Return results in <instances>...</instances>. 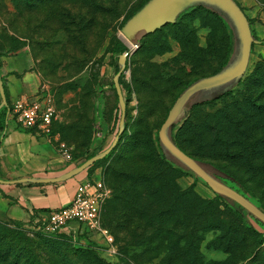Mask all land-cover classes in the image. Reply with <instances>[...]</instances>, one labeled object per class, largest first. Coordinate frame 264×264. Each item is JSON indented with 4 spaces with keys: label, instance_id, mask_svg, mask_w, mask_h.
<instances>
[{
    "label": "rangeland",
    "instance_id": "374dc122",
    "mask_svg": "<svg viewBox=\"0 0 264 264\" xmlns=\"http://www.w3.org/2000/svg\"><path fill=\"white\" fill-rule=\"evenodd\" d=\"M147 1L0 0V67L16 73L21 66L24 73L38 75L36 96L54 107L55 141L48 158L57 170L107 149L117 134L120 106L112 78L119 58L113 48L121 41L128 49L121 27ZM197 1L224 14L236 31V22L222 7ZM234 1L253 38L247 67L229 94L185 108L170 136L218 182L264 212V0ZM202 8L182 11L171 24L144 36L129 53L118 78L126 103L124 131L108 156L84 170L110 190L102 207V225L113 235L118 255L104 254L97 234L77 223L47 237L73 247L87 246L109 264H264V225L244 207L217 195L189 169L170 162L181 169L171 180L154 167L156 155L163 154L158 132L175 98L195 80L215 74L231 56L233 33L228 23ZM232 81L203 90L199 98L217 95ZM60 143L68 148L71 161L59 152ZM141 172H151L154 188L139 199L160 212L151 225L138 217L118 219L109 207L116 181ZM188 189L190 195L179 197ZM215 196L226 204L220 205L224 213L198 200ZM237 209L243 211L242 222L230 212ZM7 212L0 206L1 238L20 228L38 242L41 220H15ZM39 254L45 264H52L42 250Z\"/></svg>",
    "mask_w": 264,
    "mask_h": 264
},
{
    "label": "water",
    "instance_id": "95a60500",
    "mask_svg": "<svg viewBox=\"0 0 264 264\" xmlns=\"http://www.w3.org/2000/svg\"><path fill=\"white\" fill-rule=\"evenodd\" d=\"M216 3L222 7L228 14L232 16L237 24L236 31L229 25V22L224 17L220 11H211L214 14L218 12L223 21L228 25L229 29L233 33V49L229 60L213 75L202 77L188 87H186L175 99L174 104L167 113L159 132L158 139L161 145L163 154L169 162L174 165H179L185 169L193 171L197 176L199 175L208 186L217 194L225 196L230 200L236 202L241 207H244L256 220L264 225V212L258 207L254 206L246 197L238 194L237 192L231 190L230 188L218 182L210 172L204 167V165L195 160L193 157L185 153L176 143L171 140L170 132L176 122L175 120L183 112L185 108H190L198 103H204L212 100L218 99L219 96L226 92H229L241 78L242 73L245 71L248 60H249V50L250 44L253 38L248 29L247 19L240 10L239 6L234 0H208ZM194 6H200L207 10L212 9L211 6L202 1L194 0L193 2L189 0H148L142 7H140L134 14L128 18V20L121 27V34L125 37L128 43L134 46H129L127 51L121 53L118 57L119 69L113 75L114 89L117 95V101H119L120 106V117H119V128L117 134L114 136L113 140L109 144V147L93 156L89 157L87 160L74 166L66 172L52 177H21L15 179H1L0 184H54L64 182L80 172L84 171L95 161L100 160L107 156L110 151L116 146V142L119 136L123 133L125 128V111L126 103L123 100L119 76L124 73L126 66L127 56L129 53L134 51L138 46L140 40L150 34L157 28H160L166 24H171L175 21L176 17L184 10L188 8H193ZM210 11V10H209ZM220 12V13H219ZM237 56V58H236ZM233 80V81H232ZM232 81L229 87L220 91L217 95L209 98H199V94L203 90L217 87ZM0 108L7 105L4 86L2 82V77L0 74ZM9 111L7 110V114ZM7 124V121H6ZM2 136H0L1 140Z\"/></svg>",
    "mask_w": 264,
    "mask_h": 264
},
{
    "label": "crops",
    "instance_id": "0c3cea01",
    "mask_svg": "<svg viewBox=\"0 0 264 264\" xmlns=\"http://www.w3.org/2000/svg\"><path fill=\"white\" fill-rule=\"evenodd\" d=\"M15 69L16 73L3 72L0 67L9 103L13 104L24 97L39 98L36 96L38 75L34 71L24 73L21 66ZM54 141L51 133L45 134L38 127L24 130L17 126L14 119L8 120L0 140V178L52 177L71 169L74 165L57 170L51 164L48 156L54 148ZM91 178L94 176L82 171L64 182L54 184H0V206L8 210L11 219L43 220L48 211L67 205L77 185ZM95 236L103 243L100 236Z\"/></svg>",
    "mask_w": 264,
    "mask_h": 264
},
{
    "label": "trees",
    "instance_id": "16d2710c",
    "mask_svg": "<svg viewBox=\"0 0 264 264\" xmlns=\"http://www.w3.org/2000/svg\"><path fill=\"white\" fill-rule=\"evenodd\" d=\"M217 16L221 18L219 15ZM221 20L223 21L222 18ZM116 42V46L113 48V53L115 54L114 57H118L121 53L127 51L126 45H124L121 41ZM225 62L226 61H224L222 65H224ZM117 70L118 67L115 68L114 73H116ZM226 94H229V92H226L219 97H222ZM6 101L7 105L0 108V136L3 135L4 129L6 127V121L8 122L9 120V113L7 114V110H9L10 107L7 97ZM212 101L204 102V104L211 103ZM93 155L94 154L88 155L86 160ZM98 161L99 160L95 161L94 163ZM93 164L88 166V168H90ZM154 167L156 168V170L164 172L169 178H171V180L176 171L181 170L179 167L174 166L170 162H168L164 158L162 153H158L156 155V158L154 159ZM88 168L85 170H88ZM151 176V172H141L136 175L125 177L124 179H122V181L121 178H119L120 181H116L114 185L116 193L113 202H111L109 207L114 211V215L118 219L125 218V220L130 221L131 219L133 220V218L138 217L143 221H148V225H151L150 220L160 216L159 210H155L153 212L152 209H149V206L144 204V202L139 199V196L144 193L145 195H150L151 189L154 188L152 183L153 180L150 179ZM241 187H243L245 190H248L244 185H241ZM191 191L192 189L183 191L179 195V197L183 196V194L190 195ZM179 197H177L176 199H178ZM173 200H175V198ZM198 200L201 202L202 206L208 207L209 205H214L215 208H217L219 214L224 213L220 208V205L223 204V206H226V204L222 202L221 197L215 196L213 199L199 198ZM262 209L264 210V208ZM232 211L233 210H230L234 218H237L241 222L242 220L244 221V215L241 209L234 210L233 213ZM151 212L153 213L151 214ZM254 220L258 223L256 219ZM251 231L252 233H256V231L252 228L250 229V232ZM5 235L6 236L3 238L0 237V241H2L0 245V263L2 264H45V262L41 260L39 250H42L47 258L52 259V264H109L108 262H105L103 259H101L98 255H96L91 249L89 250V247L87 246L73 247L70 244H66L64 241L62 242L52 239L42 233H38L35 235V237L38 239V242L26 235V233L23 232V230L20 228L15 230L12 229Z\"/></svg>",
    "mask_w": 264,
    "mask_h": 264
},
{
    "label": "built area",
    "instance_id": "2783aa9c",
    "mask_svg": "<svg viewBox=\"0 0 264 264\" xmlns=\"http://www.w3.org/2000/svg\"><path fill=\"white\" fill-rule=\"evenodd\" d=\"M12 117L18 127L30 130L38 127L45 134L51 133L54 107L49 100L41 98H21L12 105ZM59 152L67 161L72 156L68 148L59 144ZM110 196L100 179L91 178L77 185L71 201L62 207L48 211L47 217L41 220L39 230L44 235H55L62 232L71 223L82 225L88 233L97 234L103 241V253L108 257L118 255L114 237L102 225V207Z\"/></svg>",
    "mask_w": 264,
    "mask_h": 264
},
{
    "label": "bare ground",
    "instance_id": "6f19581e",
    "mask_svg": "<svg viewBox=\"0 0 264 264\" xmlns=\"http://www.w3.org/2000/svg\"><path fill=\"white\" fill-rule=\"evenodd\" d=\"M130 46H134L133 44H130Z\"/></svg>",
    "mask_w": 264,
    "mask_h": 264
}]
</instances>
